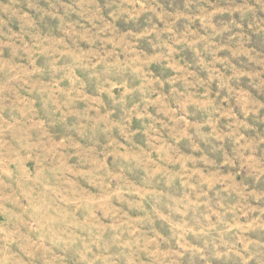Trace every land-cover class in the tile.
I'll return each mask as SVG.
<instances>
[{"label": "clouds", "instance_id": "9594fccd", "mask_svg": "<svg viewBox=\"0 0 264 264\" xmlns=\"http://www.w3.org/2000/svg\"><path fill=\"white\" fill-rule=\"evenodd\" d=\"M20 5L0 0V264H264V0Z\"/></svg>", "mask_w": 264, "mask_h": 264}, {"label": "rangeland", "instance_id": "374dc122", "mask_svg": "<svg viewBox=\"0 0 264 264\" xmlns=\"http://www.w3.org/2000/svg\"><path fill=\"white\" fill-rule=\"evenodd\" d=\"M42 2V0H41ZM219 3H223L224 0H218ZM160 3L163 4L164 8L167 9L168 11H175L177 9H182L184 7L185 4V0H160ZM23 5V0H21V5ZM73 19H75V17H73ZM228 19L227 16L224 17H217V22H222V21H226ZM237 19H239L237 17ZM245 24V30H247V23L248 21H244L243 22ZM162 26V25H161ZM10 27L13 28V30H18L15 21H13L10 24ZM41 27L46 31V32H55L56 31V22L55 21H46L44 24L41 25ZM122 30H127L128 28H132V25H125L123 23H121L120 25ZM196 27H198V25H196ZM177 29L178 30H182L183 29V24H178L177 25ZM251 47H255L256 49H258L262 54H264V34L260 35V36H253L252 37V44L250 45ZM141 48L144 49H148L149 45L144 42L141 41L140 44ZM180 55L184 58V60L186 61H191L192 60V55L191 52L185 50L184 52L180 53ZM244 58L240 57L239 61H233L234 63L237 64L238 67H247V65L245 63H243ZM244 85H247V82L244 81L243 82ZM258 131L260 132V134L264 135V125H259L258 126ZM249 135H253L254 133L249 132Z\"/></svg>", "mask_w": 264, "mask_h": 264}]
</instances>
